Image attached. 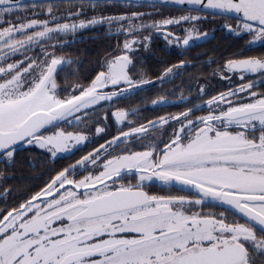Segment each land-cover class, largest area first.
Instances as JSON below:
<instances>
[{
    "label": "snow or ice",
    "instance_id": "snow-or-ice-1",
    "mask_svg": "<svg viewBox=\"0 0 264 264\" xmlns=\"http://www.w3.org/2000/svg\"><path fill=\"white\" fill-rule=\"evenodd\" d=\"M217 33L193 95L181 57ZM152 89L179 110L121 106ZM0 264H264V0H0Z\"/></svg>",
    "mask_w": 264,
    "mask_h": 264
},
{
    "label": "trees",
    "instance_id": "trees-1",
    "mask_svg": "<svg viewBox=\"0 0 264 264\" xmlns=\"http://www.w3.org/2000/svg\"><path fill=\"white\" fill-rule=\"evenodd\" d=\"M114 40V38H113ZM110 41L107 38H102L100 40L96 41H88L83 44H76L73 45L69 51H72L74 54L82 56L84 63L81 66V70L84 72H87L90 68L89 61H94V59L97 57L98 54L102 53L103 48L109 43ZM230 42L226 41V43H222L220 41V44L217 46L209 45L208 46V52L203 55H191L186 57H181L182 59L187 60H203L194 64H190L184 74H180L176 77V80H178V84L181 85L183 82V86L185 89L187 88V85H192V91H195L197 82L204 83L205 79L208 80V84L211 87H215L216 85H213L214 81H219V78H212V69L215 67L214 64H207L205 61L209 57H214L217 60L225 54L224 50L228 48ZM76 49H80V51L77 53ZM215 49V50H213ZM234 49H229V51ZM175 54L172 56H169V59L175 61ZM151 66H157L159 67L154 60L148 62V69H151ZM74 78V77H70ZM173 86L167 87L172 88ZM180 89H177V94H179ZM186 95L189 94L187 90L184 91ZM141 97V93L136 96L129 98L127 100H124L121 102V106L123 107H140L142 111V115L146 116L147 118L151 119L154 114L159 115L162 114V112H175L179 110L177 107H166L164 109H153L150 106L149 102H140L139 98ZM115 132V129H113V134ZM35 167L30 166L28 163V160L25 159L23 164L18 166L14 172L15 179L9 181L10 183L17 185L20 187L22 191L28 190L32 185L39 183L40 181V173L45 171V167L43 163L41 162V159L39 156L35 157L34 160Z\"/></svg>",
    "mask_w": 264,
    "mask_h": 264
},
{
    "label": "flooded vegetation",
    "instance_id": "flooded-vegetation-1",
    "mask_svg": "<svg viewBox=\"0 0 264 264\" xmlns=\"http://www.w3.org/2000/svg\"><path fill=\"white\" fill-rule=\"evenodd\" d=\"M208 27H211V25H208ZM217 36H218V39L217 40H213V41H210L209 43L207 44H200L199 46H196V47H193L189 50V53L186 55V56H191V55H200L201 53H207L208 52V46L209 45H213V46H217L218 44H220V41H222V43H226V41H229L231 43V41L226 38V37H223V34L221 33H217ZM177 52L179 51L178 49L176 50ZM173 54H175V52H172L170 56H172ZM186 56H182V57H186ZM153 59L151 57L148 58V62L149 61H152ZM192 61L191 64H194V63H197V62H200V61H203V60H190ZM175 62V61H173ZM187 68L189 67H186L184 69L181 70L180 74H184L187 70ZM149 71L152 73V74H158V67L157 66H151V69H149ZM212 78H217L215 76H212ZM219 81H214L213 85H217ZM175 84L176 85H179L178 84V80H175ZM170 86H173L171 84H168L166 85L165 87H170ZM193 95L195 94V91H192L191 92ZM179 95V94H178ZM185 96H187L185 93H184ZM189 95V94H188ZM141 96L143 97H147L148 100H141L139 98V101L140 102H149L150 103V99L154 98L155 97V89H152V90H148V91H145V92H142L141 93ZM169 108V107H168Z\"/></svg>",
    "mask_w": 264,
    "mask_h": 264
}]
</instances>
